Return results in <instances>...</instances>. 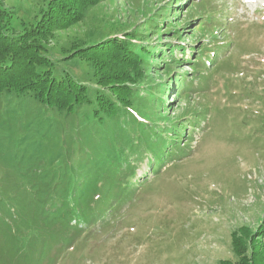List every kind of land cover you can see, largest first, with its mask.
Listing matches in <instances>:
<instances>
[{
  "label": "rangeland",
  "instance_id": "obj_1",
  "mask_svg": "<svg viewBox=\"0 0 264 264\" xmlns=\"http://www.w3.org/2000/svg\"><path fill=\"white\" fill-rule=\"evenodd\" d=\"M62 3L78 6L76 0H0L2 24L9 33L30 35ZM163 18L161 30L172 27L180 36L161 39L183 43L200 59L184 63L194 62L192 56L177 54L167 61L186 73L187 90L157 94L165 101L150 95L133 111L160 126H184L177 137L168 135L169 153L179 145L175 156L169 160L165 149L156 163L145 155L135 165L129 161V191L108 205L103 220L81 228L69 249H52L44 264H218L235 260L230 235L241 227L253 232L264 264V0H101L46 43L57 61L77 37L154 31ZM158 35L151 34V45ZM160 58L150 70L155 83L168 70ZM66 68L83 78V63Z\"/></svg>",
  "mask_w": 264,
  "mask_h": 264
},
{
  "label": "trees",
  "instance_id": "obj_2",
  "mask_svg": "<svg viewBox=\"0 0 264 264\" xmlns=\"http://www.w3.org/2000/svg\"><path fill=\"white\" fill-rule=\"evenodd\" d=\"M76 1V9L63 3L57 14L48 9L30 35L7 32L0 14V264H44L52 249H69L81 228L103 220L108 205L129 191V161L135 165L145 155L156 163L165 149L171 160L179 147L169 153L168 135L182 134V124L160 126L133 107L150 95L165 101L157 94L187 90L186 73L167 61L178 54L195 63L197 52L161 39L180 36L172 27L161 30L163 18L154 31L77 37L68 54L60 51L52 60L49 37L71 21L82 22L101 0ZM153 33L159 35L151 45ZM156 56L168 70L155 83L150 70L159 66ZM76 61L85 66L82 79L66 68ZM252 234L247 227L233 231L235 260L218 264H258L263 254Z\"/></svg>",
  "mask_w": 264,
  "mask_h": 264
}]
</instances>
